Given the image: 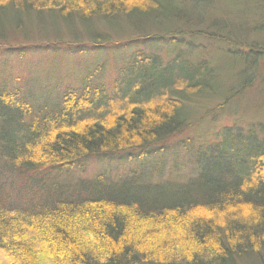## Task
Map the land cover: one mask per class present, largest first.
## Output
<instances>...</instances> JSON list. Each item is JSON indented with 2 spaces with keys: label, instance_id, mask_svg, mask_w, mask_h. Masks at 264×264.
<instances>
[{
  "label": "trees",
  "instance_id": "16d2710c",
  "mask_svg": "<svg viewBox=\"0 0 264 264\" xmlns=\"http://www.w3.org/2000/svg\"><path fill=\"white\" fill-rule=\"evenodd\" d=\"M183 7L178 0H0V42L10 31L32 38L35 27L55 40L66 27L71 46H82L77 33L85 30L98 44L84 49L99 53L112 37L94 30L120 27L124 18L139 36L118 42L119 51L138 39L182 46L170 56L118 55L110 84L100 81L109 70L101 65L72 83L41 77L38 68L11 74L20 89L44 92L30 100L0 91V253L13 264H264V123L217 132L186 180L166 172V142L191 124L187 103L215 100L223 87L219 67L191 58L186 30L202 16L194 20ZM255 32L264 34V22ZM244 38H223L233 42L225 52L242 62L243 82L228 87L218 109L264 85V42ZM127 152L160 163L117 179L87 174L89 161L102 165Z\"/></svg>",
  "mask_w": 264,
  "mask_h": 264
},
{
  "label": "rangeland",
  "instance_id": "374dc122",
  "mask_svg": "<svg viewBox=\"0 0 264 264\" xmlns=\"http://www.w3.org/2000/svg\"><path fill=\"white\" fill-rule=\"evenodd\" d=\"M178 2L184 6V10L193 12L194 20L198 16H202L198 21V24L201 25L192 24V27L189 26V29L186 30L189 33L192 31L194 33V35H192L193 33L187 34L189 36L188 39H194V44L190 46L191 58L194 61L207 60L211 62L212 66L219 67L220 71H222L220 79L223 83V87L220 90L221 95L217 99L206 100L207 98H197L187 103L189 104L188 107H190L188 108V113L192 117L191 124L176 138L166 142V146L171 152V156L167 160L168 170L166 172L167 174L173 173V176L183 178L180 179L183 181L195 174L197 162L194 161H197V151H203L207 145L214 143V135L217 132L235 125L246 128L252 122L264 123V85L258 82L254 83L251 89L239 95L232 102L219 109L217 108L219 104L222 105L223 97L228 94V87H238L243 82V76L240 73L242 62L227 56L225 52L226 47L231 48L233 46V42H230V44L227 39L223 38L227 36V33L232 32L242 37L244 35L248 40L244 38L246 42H264V34L255 32V27L264 22L262 14L264 11L261 13V10L258 9V4L260 3L258 0H178ZM120 22L121 26L112 30L105 27L104 23L103 25L99 23V26L94 30L96 34L100 33L102 38H105V35L112 37L110 48H108L110 51L105 48L99 53L91 49H84L85 46H92L93 48L94 45L98 44L93 42V34L84 33L85 30L77 33V36L81 38L79 40L80 43H83L82 46L70 45L75 41L69 37L70 33L65 32L66 27L62 28L64 37L55 40H49V34L38 32L39 30L36 27L34 29L36 32H31L30 34L32 38L29 37V39L26 38L25 40L21 33L10 31L6 40L0 42V71L2 68H6L4 73L3 71L0 72V91H20L30 100L42 96L43 90L28 88V86L25 90L20 89V84L16 82V78L11 74H15L16 71L22 74L21 69L23 68H38L44 74H40L41 77L52 75L51 77H54L60 83L63 80L65 81L64 83L68 81L72 83L81 81L88 70L98 65L107 66L109 70L104 73L100 81L110 84L116 76L115 68L118 64V60H116L119 57L118 55L142 50L147 54L170 56L171 53L178 51L179 47H182L156 42L146 43V41L138 39L136 44L124 47L123 50L119 51L115 47L118 46V42L126 38L132 39V37L139 36L133 35L136 31L130 28L131 25L127 19L123 18ZM213 26L216 29H213ZM225 28L229 32L225 31ZM197 32L200 33L197 34ZM51 33H53V30H51ZM234 41L239 42L237 39H234ZM52 43L56 46H52ZM56 43L65 45L60 47ZM20 45H28L25 48L26 52L21 55L16 53ZM235 45H238V43ZM45 47L50 49H43ZM59 48L63 51L57 52ZM35 104H38L37 106L43 105L42 102H35ZM174 148L179 149V153H175ZM183 148L187 149L184 150ZM128 153H113L107 156L108 158L104 160L102 165L96 162L91 164V161H89L87 174L94 176L97 173L106 171V173L109 175L111 173L112 177L117 179L124 172L129 173L130 170H136V168L144 164L158 167L160 163L158 157L155 156L151 159L138 161L137 158L131 159L130 156L127 157ZM137 154L139 153L132 152L134 156ZM0 166L2 167L1 162ZM13 176L12 174L10 175L6 185L10 186V182L11 187L16 185L15 183L18 179L15 180ZM2 178L0 179L1 181ZM36 245L40 246V244ZM40 260L41 264H53L51 260L44 258H40ZM0 264H13V262L7 259L5 254L0 253Z\"/></svg>",
  "mask_w": 264,
  "mask_h": 264
}]
</instances>
